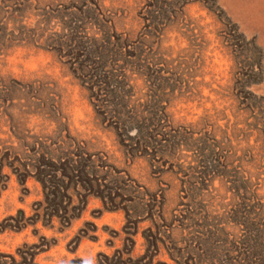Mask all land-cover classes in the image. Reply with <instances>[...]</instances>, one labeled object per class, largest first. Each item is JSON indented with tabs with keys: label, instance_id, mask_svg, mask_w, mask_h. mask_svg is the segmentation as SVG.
<instances>
[{
	"label": "rangeland",
	"instance_id": "1",
	"mask_svg": "<svg viewBox=\"0 0 264 264\" xmlns=\"http://www.w3.org/2000/svg\"><path fill=\"white\" fill-rule=\"evenodd\" d=\"M0 264H264V0H0Z\"/></svg>",
	"mask_w": 264,
	"mask_h": 264
},
{
	"label": "trees",
	"instance_id": "2",
	"mask_svg": "<svg viewBox=\"0 0 264 264\" xmlns=\"http://www.w3.org/2000/svg\"><path fill=\"white\" fill-rule=\"evenodd\" d=\"M58 190H59V187H57V191H56V190H54V191H55V193H59V192H58ZM49 206H52V207L59 208L60 204H59V203H53L52 205H50V204H49ZM151 246H152L153 248H155V249H156L157 242H156V241H154V243H150V247H151Z\"/></svg>",
	"mask_w": 264,
	"mask_h": 264
}]
</instances>
